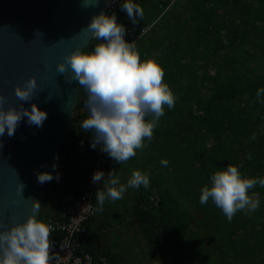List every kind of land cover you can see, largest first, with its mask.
Segmentation results:
<instances>
[{"label": "trees", "instance_id": "trees-1", "mask_svg": "<svg viewBox=\"0 0 264 264\" xmlns=\"http://www.w3.org/2000/svg\"><path fill=\"white\" fill-rule=\"evenodd\" d=\"M190 2L193 15L189 39L181 42L178 36L170 38L171 32L178 35L179 29L164 27L166 31L163 34L166 40L162 41L157 37L155 42L157 45L152 42L149 46L151 49L144 48L139 52L141 56L154 59L164 68L166 84H168L166 81H171V75L165 71L168 66L164 60L168 56L176 54L179 57L181 54L180 65L176 67L180 69L179 73L184 75L183 89L173 94L174 107L168 109L166 105L164 106V115L159 118L160 125L153 130V138L150 141L145 138L146 146L142 150L147 152L148 145L155 144L154 141L162 133L176 138V129L168 127L184 120L191 121L196 114L199 124L197 131L193 132L194 137L188 139L186 151L192 149L193 156L188 159L187 164L194 159V155H199L203 162L196 168L188 170L186 167L179 168L183 171L181 175L187 178L186 185L184 181L180 182L178 171L174 168L169 170V165L157 164L160 171L148 173L149 187L139 188L134 197L131 220H134L137 231L146 241H156L151 247L152 250H149V255L159 257L160 262L157 264H165V254L161 257L163 249L186 227L183 218L192 216L191 213L200 214L201 207L197 200L201 188L211 186L210 178L214 174V169L215 172L221 171L231 164L238 168L243 178L264 179V125L261 129L259 127L261 120L264 123V93L259 98L256 96L258 89H264V75L253 78L246 71L251 60L257 62L258 58L264 59V0L248 2L190 0ZM253 4L257 5L256 9L253 8ZM112 13L116 14L117 23L123 24L129 33L139 32L142 25H133L127 16L118 15L117 11L109 9L105 11L107 15ZM245 25H248L247 29ZM153 35L156 36L155 33ZM100 43L104 41L93 36L81 51L84 54H91ZM210 59L213 60L208 63ZM208 64L215 69L213 74H208L206 78L201 77L198 72L203 73ZM203 91H206L205 95L202 94ZM89 114L87 90L78 84L77 100L71 117L70 136L64 147V157L57 165L56 171L52 173L53 176L59 174V181L53 179L48 182L42 203L43 209L47 207L49 199L53 201V217L57 216L60 195L69 194L77 198L81 194L86 182V173L94 160L97 147L93 148L91 144L92 136L95 134L85 132L81 127L82 122L89 118ZM146 117L153 119L152 115ZM199 133H203V136L199 137ZM200 142L202 147L198 146ZM156 143L163 150L164 143L159 140ZM75 148L76 156H79L78 160L81 162V170L74 164L76 156L71 150ZM211 154H215V157ZM249 155L251 159L247 158ZM251 193L258 194L259 208L254 212L238 211L230 222L211 199L204 204L203 212L209 209L210 213L209 219H202L201 224L212 236H217L216 244L211 241L218 253L216 259L219 258L217 260L219 262L224 260L226 264H264V187L256 184L248 190L249 196ZM152 196L155 202L150 201ZM256 198L255 195L253 199ZM181 200H185L183 206H180ZM93 201L95 202V195ZM92 222L90 220L87 223L88 230ZM239 230L245 232V237L248 236L242 243L233 239L236 233L242 235L237 232ZM160 235L163 236L161 240ZM85 246L92 254L105 257L107 264H124L121 254H115L110 248L103 247L92 234L88 233ZM200 254L199 261L203 264L217 263L207 257L209 252L204 247Z\"/></svg>", "mask_w": 264, "mask_h": 264}, {"label": "clouds", "instance_id": "clouds-1", "mask_svg": "<svg viewBox=\"0 0 264 264\" xmlns=\"http://www.w3.org/2000/svg\"><path fill=\"white\" fill-rule=\"evenodd\" d=\"M123 1L125 2L120 5V10L136 25L137 17L143 15L142 8L131 0ZM104 10L94 16L87 27L95 38L103 40L104 43L97 44L91 54H84L80 49L74 50L57 65V71L64 76L67 74V81H78L79 86L87 90L90 116L82 122L81 127L85 132H94L91 147L101 145L100 150L120 164L134 157L137 149L146 146L145 138L149 141L153 138V129L159 118L164 115V106L172 109L175 97L164 82L163 68L154 59L141 61L136 42L124 39L127 34L125 26L117 23L115 13L107 15ZM35 33L43 36L39 30ZM35 89L36 80L30 77L24 81L23 87L17 86L14 91L19 100L29 102ZM262 93L264 89H258L257 98ZM4 103L5 98L0 96V136L5 132L9 137L14 136L24 117H27L29 125L38 128L42 127L47 119V113L38 109L35 104H32L31 110L28 111L22 104L19 109L9 107L4 110ZM148 115L153 116L151 121L145 120ZM247 158L252 157L249 155ZM161 164L167 166L168 161L162 160ZM56 168L53 164V172ZM113 174L112 171L107 174L108 186L94 193L100 205L99 210H102L106 199H121L129 187H149L148 175L139 170L133 171L126 185L121 184L119 178ZM36 176L40 184L51 182L53 179L59 181L58 173L53 176L52 173L42 172L36 173ZM104 178L103 171H96L92 175V182L99 183L104 181ZM210 180L211 186L201 188L200 204H207L211 199L229 222L238 211L254 212L259 208L258 194H254L257 198L253 199L248 195V190L256 184L264 187V179L243 178L238 168L229 164L225 170L216 171ZM22 186L24 187L23 184ZM33 203L39 206L37 202ZM49 206L54 209L50 202L47 204V207ZM43 209L41 206L39 214ZM0 228H3V225H0ZM87 231L92 234L90 230ZM50 234V226L34 216H29L24 223L12 226L7 231H0V264H52L57 257L51 253Z\"/></svg>", "mask_w": 264, "mask_h": 264}, {"label": "water", "instance_id": "water-1", "mask_svg": "<svg viewBox=\"0 0 264 264\" xmlns=\"http://www.w3.org/2000/svg\"><path fill=\"white\" fill-rule=\"evenodd\" d=\"M106 1L0 0L3 108L19 109L22 104L30 111L35 104L47 113L42 127L29 125L24 117L14 136L7 132L0 136V231L24 223L29 216L39 217L48 182L38 183L36 173H53L52 165L62 160L77 100L78 81H67L57 65L94 36L87 27L103 12ZM30 77L36 80V89L31 101L22 102L14 89Z\"/></svg>", "mask_w": 264, "mask_h": 264}, {"label": "rangeland", "instance_id": "rangeland-1", "mask_svg": "<svg viewBox=\"0 0 264 264\" xmlns=\"http://www.w3.org/2000/svg\"><path fill=\"white\" fill-rule=\"evenodd\" d=\"M245 1L248 2L249 0ZM156 4V0H141L136 3V5H139L143 10L142 17H138L137 19V25H142L149 28V30H147V32L142 36L141 40L135 44L138 52H140L144 48L151 49L149 48L150 43H155L157 37L161 38L162 41H165L166 37H164L163 33L166 30H164V27H167L168 29L171 27L179 29L178 35L171 32L169 36L170 38L178 36L181 42L182 40L189 39L188 34L192 25L191 16L193 15V11L191 8L192 2H190V0H178L174 5L171 6L170 10H168L164 14H161V11L157 8ZM256 7L257 5L253 4V8L256 9ZM225 11H227V9H225ZM245 28L247 29L248 25H245ZM154 33L156 36L153 35ZM156 45L154 46L156 47ZM181 56V54H179V57L178 55L174 54L168 56V58L164 60V63L168 66L165 71H168L169 75H171V81L166 82H168L167 85L169 86L173 94H176L178 90H181V88L183 89L184 87V75L179 73L180 69L177 68L180 65L179 62L182 58ZM140 59L141 61H144L149 58L144 55H140ZM212 60L213 59H210L208 63H211ZM214 70L215 69H213V67L209 66L208 64V67H206L205 71L203 73L198 72V74L201 75V77L206 78L208 74H213ZM246 71L253 78L264 75V59L258 58L257 62L254 59L251 60ZM178 93H180V91ZM205 93L206 91L202 92V94L204 95ZM145 120L151 121L152 119H148L146 117ZM198 120L199 119L196 118V114H194L191 121L186 122L184 120V122L177 123V125L169 126L168 128L172 129L174 127L176 129V138H174L172 135L169 136L167 133H162L158 137V139L154 141L155 144L150 146L148 145L149 149L147 152H144L142 150L145 147H143L142 149H137V153L134 156L137 157V159L132 157L126 162L117 164L109 157L110 164L115 169L113 175L119 178L121 184L126 185L127 181L131 178L133 171L139 170L147 175L149 171L159 172L160 169L157 164L161 163L159 161L160 159L167 160L168 165L170 166L169 170L174 168L176 171H178V179H181L180 182L184 181V184L186 185L187 178H184L181 175L183 171L179 168L186 167L188 170L189 168H196L197 166H200L201 163H203L199 155H194V159L191 162L189 161L187 164L188 159L193 155H191L192 149H188L186 151V147H188L189 144L188 139H192L194 137L193 132L197 131L196 129L199 124ZM157 123L158 124H156V127L153 130H155L157 126L160 125V121L158 120ZM179 124L181 125L178 126ZM263 125L264 123L261 120L259 123L260 129L263 127ZM200 136H203V133H199V137ZM158 140L164 143L163 150H161V146L156 143L158 142ZM200 144L201 142L198 144V146L202 147V145ZM210 145L211 144H209V146ZM71 151L74 156H76L77 149L75 148ZM211 155H214L215 157V154ZM155 156L157 159L155 158ZM78 157L79 156L75 157L74 164L75 166H77L78 170H81L82 166L81 162L78 160ZM217 159H220V157H218ZM225 169L226 168H224V170ZM59 170L60 169H58V171ZM106 182L107 181H102L97 186L96 191L98 189H105L108 186ZM139 188L143 189V186H140ZM139 188H127V190L122 194V198L119 200L112 201L110 199H106L103 204L102 210H99L100 205L97 203L95 198L96 210L92 220L93 222L91 224L90 232L95 237V240L99 241L103 247H106L108 249L110 248V250L115 254H121L123 259L122 263L124 264H157L160 262L159 257L149 255V250L153 245H155L156 241H146L143 235L139 231H137L134 220H131V207L134 197L138 193ZM250 197L254 198V193H251ZM48 201L51 205L53 204L52 200L49 199ZM184 201L185 200L180 201V206L184 205ZM197 201L199 206L201 207L199 208L200 214L191 213L192 216H188V218L184 217L183 220L186 223V227L183 228V230L181 231L182 233L180 232L179 235H175L169 241L167 247L163 249V254L161 255V257L165 254V264H203L202 261H199V259H201L200 253L202 252L203 247L207 252H209V255L207 257H210L214 263H216V261L219 259H216V255H218V253L215 248H213L211 241L213 240V243L216 244L217 236H212L211 232L207 231V228L203 227L201 224L202 219H209L208 214L210 213V211L208 209L207 212H203L205 210L204 205H201L199 200ZM53 213L54 209H52L51 206L46 207V209H43V211L39 214L38 220L45 223L46 217L51 216ZM237 232H240V234H242L238 235L236 233V236H234L233 238L237 239L238 243H242L245 238H248V236L245 237V232L243 230H239ZM160 236L161 240L163 236ZM242 236H244V238H241ZM198 254L200 258H197ZM216 264H226V261H217Z\"/></svg>", "mask_w": 264, "mask_h": 264}, {"label": "built area", "instance_id": "built-area-1", "mask_svg": "<svg viewBox=\"0 0 264 264\" xmlns=\"http://www.w3.org/2000/svg\"><path fill=\"white\" fill-rule=\"evenodd\" d=\"M141 0H131L136 4ZM161 14L169 9L176 0H156ZM123 0H107L104 13L107 9L117 11L118 15L127 16L120 10ZM142 27L137 34L129 33L125 35L128 42H137L148 30ZM101 145H97L94 160L87 173L86 182L81 194L76 198L69 194H63L59 198L57 216H48L45 224L50 226V243L52 244L51 253L57 257L52 264H107V260L100 254H92L85 246L88 236L87 223L95 214V202L93 201L99 183L92 182V175L96 171L105 173L104 181H108L107 174L114 168L110 164L109 156L100 150ZM264 169V165H263ZM150 201L155 202L152 196Z\"/></svg>", "mask_w": 264, "mask_h": 264}, {"label": "crops", "instance_id": "crops-1", "mask_svg": "<svg viewBox=\"0 0 264 264\" xmlns=\"http://www.w3.org/2000/svg\"><path fill=\"white\" fill-rule=\"evenodd\" d=\"M91 233V232H90Z\"/></svg>", "mask_w": 264, "mask_h": 264}]
</instances>
